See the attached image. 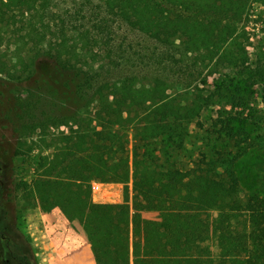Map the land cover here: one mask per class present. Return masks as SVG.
Returning <instances> with one entry per match:
<instances>
[{"label": "trees", "instance_id": "trees-1", "mask_svg": "<svg viewBox=\"0 0 264 264\" xmlns=\"http://www.w3.org/2000/svg\"><path fill=\"white\" fill-rule=\"evenodd\" d=\"M250 1L73 0L60 7L58 0H0V241L6 261L37 264L3 227L4 203L14 201V159L32 157L30 173L40 162L50 127L74 123L73 132L131 127L134 264H264V202L255 194L240 202L230 162L210 161L223 165L216 172L199 166L181 170L170 159L192 120L208 112L209 95L198 86L192 92L185 87L181 103L173 90L177 83L167 80L168 74L149 83L144 76L125 73L128 51L102 33L106 23L100 16L103 7L117 9L127 26L166 48L148 59L164 70L171 65V71L177 51L186 57L197 54L203 63L219 55L236 36ZM221 55L231 61L235 53ZM218 118L211 128L220 136L236 137L235 121ZM195 126L208 130L198 120ZM2 130L12 132L13 146ZM241 207L246 218L237 227L233 211ZM150 209L213 210L214 257H142L140 212ZM58 254L51 251L56 257L52 264H59Z\"/></svg>", "mask_w": 264, "mask_h": 264}, {"label": "rangeland", "instance_id": "rangeland-1", "mask_svg": "<svg viewBox=\"0 0 264 264\" xmlns=\"http://www.w3.org/2000/svg\"><path fill=\"white\" fill-rule=\"evenodd\" d=\"M72 1L58 0V3L60 7H66L70 6ZM103 8L100 16L106 24L102 27V33L107 34L113 44H121L128 51L130 64H125L123 69L125 73L144 76L143 81L149 83L168 74L167 80L177 83L173 90L181 103L186 100L185 90L192 92L196 86L210 97L208 112L197 119L204 123L207 132L195 126L196 119L192 120L187 134L176 142L177 145L170 157L174 165L181 170L196 169L199 166L211 167L214 171L220 172L223 168L220 162L216 165L209 162L217 158L225 159L230 162V169L238 177L240 202L244 203L251 194L257 195L264 202V0H251L248 3L241 21L237 23L236 36L232 42L220 48L219 55H214L210 61L203 63L197 54L191 53L186 57L177 51L174 59L176 64L171 71H169L171 65L164 70L148 59L153 52H165V47L127 26L121 20L117 9ZM228 50L235 53L231 61L227 55H221V52ZM218 117L224 120L232 118L231 121H235L238 130L236 137L234 135L231 138L224 134L220 136L211 128L213 121H220ZM119 127L131 129L130 126L112 128ZM76 128V124L69 123L50 127L49 131L52 135ZM1 132L13 146L15 137L12 132L8 130ZM46 138L47 136L44 144ZM33 155L34 158L37 157L38 150L32 152L31 156ZM32 160V157L24 154L14 159V177L17 181L10 185L14 201L4 203L2 222L16 246L27 252L34 263L48 264V253L42 237V222L36 218L23 194L25 191L28 196ZM233 215L234 224L237 227L243 226L246 218L243 207L234 210ZM3 248L0 241V251L4 259L0 264H17L13 260H5L7 253Z\"/></svg>", "mask_w": 264, "mask_h": 264}, {"label": "crops", "instance_id": "crops-1", "mask_svg": "<svg viewBox=\"0 0 264 264\" xmlns=\"http://www.w3.org/2000/svg\"><path fill=\"white\" fill-rule=\"evenodd\" d=\"M100 188L120 187L124 201ZM28 197L42 224L48 264H134L132 132L128 127L48 135L29 173ZM213 210L140 212V255L149 259L212 258ZM55 256V255H53ZM53 258V260H52Z\"/></svg>", "mask_w": 264, "mask_h": 264}, {"label": "built area", "instance_id": "built-area-1", "mask_svg": "<svg viewBox=\"0 0 264 264\" xmlns=\"http://www.w3.org/2000/svg\"><path fill=\"white\" fill-rule=\"evenodd\" d=\"M93 190L100 191L106 200L114 204H120L124 201V192L120 187L102 189L99 185H92Z\"/></svg>", "mask_w": 264, "mask_h": 264}]
</instances>
